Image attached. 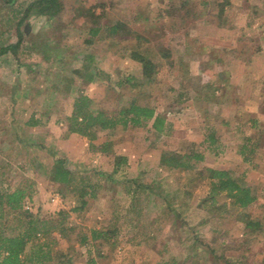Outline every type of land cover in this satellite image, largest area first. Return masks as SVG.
I'll list each match as a JSON object with an SVG mask.
<instances>
[{
	"label": "rangeland",
	"instance_id": "374dc122",
	"mask_svg": "<svg viewBox=\"0 0 264 264\" xmlns=\"http://www.w3.org/2000/svg\"><path fill=\"white\" fill-rule=\"evenodd\" d=\"M33 1L35 0H0V41L16 40L14 21L11 28L5 27L2 23L8 14L11 17L13 12L18 15L23 7ZM60 1L63 5L62 10L50 16L39 13L36 5H33L21 26L22 29L24 27L26 29L21 35L23 39L30 40L38 36L41 39L46 38L50 41L46 48L21 55L19 59L13 57L11 53L0 54V183L2 186L13 187L20 183H29L32 194L30 198H25L23 206L43 218H50L58 209L69 208L73 204V196L63 189V185L48 179V173L44 168L51 161V157L44 148L40 149L37 146L38 143H51L57 155L81 166L94 167L105 172L112 169V151L126 154L128 163L123 166V171L117 172V174L121 173L119 176L121 183L107 184V187L101 188L96 198L91 199L83 210L70 211L67 224L71 227V232L68 236L63 237L55 232L52 235L55 240L48 239V242L52 243L53 250L64 251L66 247H71L70 245L74 247L69 250L73 253V260L69 264H90L88 262L90 256L95 258L94 264H154L161 259L173 257H176L177 264H211L208 257L211 253L205 241L215 247L216 253L223 251L226 256L234 257L245 251L250 264H261L264 253V229L253 235L244 232L243 223L235 217L239 207L232 204L230 199L225 201L223 210L215 217L205 215L196 200L193 201L185 210L189 213L188 221L194 225L193 233L182 231L176 233V236L172 235V231H168V220L162 230L161 239L153 245L146 243L141 234L131 237L136 231V228H132L129 224L132 213H124L123 210L121 219H126L127 224L116 232L115 236L101 237L95 241L78 244L81 232L89 233L90 228L100 227L101 223L108 222L110 218L114 220L111 217L113 210L126 208L132 203L131 197L124 189L129 185L125 178L136 175L143 181L171 183L173 180L174 182L173 175L162 170L158 165L160 151L164 146H186L193 138H198L195 134L197 123L201 125L206 121L202 120L204 115L215 124L219 136L218 153L207 152L205 162L209 165L226 166L238 172L244 170L246 173L243 183L252 186L257 195L256 202L248 209L254 215H264V100L260 97L254 99L256 102L261 100L259 102H262V106L258 107L259 111L252 112H258L260 117L258 120L254 117L255 122L251 126L247 120L248 117H252L250 112H246L244 120L240 121L232 118L233 113L228 112L227 106L222 105L220 110L217 108L216 105H220L221 98H218V95L214 97L208 95L213 91V86H209L206 93L207 102L195 103L194 109L198 117L195 112L186 111V100H180L179 92L175 91L190 86V81L175 73L178 67L173 65L172 52H168L173 42L171 28L178 29L174 31L178 35L186 32V37H191L192 34L213 36L210 33L212 26L206 25L216 20L214 15L217 14V7L216 4L210 5L211 0H187L186 3L185 0H181L182 2L171 0V3L180 2L182 5L173 7V19L164 20V26L170 29L169 33L160 31L156 22L143 31L141 25L133 20L135 9L146 6L150 8L153 5L155 7L160 0ZM100 1L104 4L105 16L108 19L118 21L123 29L130 30L131 35L127 39L116 42L113 38H107L103 30L98 33L93 43L83 42L85 24L91 20L90 7ZM146 1L147 4L144 6ZM229 1L231 4L225 6L228 14L223 18V22L233 24V15H237L235 10L240 8L247 14L251 13L250 15L257 9L261 10L263 14L255 17L251 22L260 26L264 23V0ZM99 9L100 6L96 11ZM224 14L225 11L222 16ZM177 15L182 17L179 18ZM222 16L218 19L220 20ZM202 18L206 24L201 22ZM238 22H248V16L245 14L239 19L235 17V24ZM202 25L207 27L202 28ZM187 27L192 28L190 34L186 31ZM5 28L8 30L5 31ZM253 35L255 36V33H246V36ZM67 47L71 49L70 51H73V47L80 48L77 57L70 63L61 60V55ZM132 48L143 53H146L147 48L151 49L150 57L155 63V69L149 76L141 73V64L138 61L126 55ZM245 52L247 53L245 55H249L252 60L250 50ZM89 53L93 54V60L83 56ZM198 60L202 62L200 57ZM89 65L95 70L92 80L82 83V78H79L77 73L73 78L72 69L80 67L79 74L85 75ZM251 65L256 72L264 73L263 50L260 55L258 51L255 52ZM192 70L199 71V65ZM211 71L207 73L210 74ZM69 76L76 85L80 82L82 92L92 99L91 106L113 113L119 106L126 105L130 101L154 105L157 112L164 113L172 121L174 129L171 134L163 135L147 130L143 126L130 125L128 129H123L121 125H117L111 132H101L95 140L96 144L109 141L107 151L98 150L96 146L89 144L85 136L76 132L64 138L66 119L62 117V112L69 113L72 103V96L66 89ZM215 77H210L206 82H214ZM58 78H62L63 82L54 83L53 81H58ZM215 82L220 83L219 80ZM13 85L16 89L13 94L15 98L10 96ZM216 99L219 104H214ZM31 112L39 116L42 122L38 125L24 126L23 136L28 135L31 140L28 146L19 139V129L14 124L22 125ZM225 119L228 122L224 123ZM248 135L256 138L255 151L250 152L249 159L245 160L240 146ZM197 184L194 192L199 197L203 195L202 190L206 187L202 181ZM168 193L171 201H175L171 191ZM138 202L141 205L146 204L142 196ZM146 208L147 206L144 209ZM4 214L10 220L9 225L5 224L7 232L20 231L17 213L4 212ZM142 217L140 216L142 224L149 222L148 218L146 220ZM204 217H206L205 221L199 224L198 221ZM113 222L116 223V220ZM2 229V220H0V231ZM194 233L200 235L201 243L198 244L194 239ZM162 242L167 244L165 250H162ZM28 252L30 253V250ZM53 262L60 263L57 258L53 259ZM25 264L36 263L26 261Z\"/></svg>",
	"mask_w": 264,
	"mask_h": 264
},
{
	"label": "trees",
	"instance_id": "16d2710c",
	"mask_svg": "<svg viewBox=\"0 0 264 264\" xmlns=\"http://www.w3.org/2000/svg\"><path fill=\"white\" fill-rule=\"evenodd\" d=\"M185 3L183 2V4ZM213 4H216V17L218 18L225 11L226 4L229 5L231 3L229 0H211L210 5ZM33 5H36L39 13L48 16L58 13L62 10L63 6L60 0H35L23 7L18 15L15 12H13L12 17L8 14L2 24L7 28H11L14 21L13 26H15L17 38L15 41H0V54L11 53L13 57L19 59L21 55L35 53L48 46V42L50 41L46 38L41 39L38 36L37 38L28 40L23 39L21 36L26 30L25 27L21 28L23 20ZM99 6L101 9L96 11V8ZM103 6V3L98 2L90 7L91 20L85 24L84 43H93L98 33L103 30L107 38H113L116 42L127 39L131 35L129 34L130 30L123 29L120 22L110 20L105 16ZM4 30L8 29L5 28ZM70 50L67 47L62 53V61L70 63L77 57L80 48L73 47V51ZM146 50V53H143L132 48L129 49L126 55L138 61L141 64V73L144 76H149L155 69V63L150 57L151 49L147 48ZM83 56L89 60H93L94 58L93 54L90 53ZM93 68L90 66L85 71V75L79 74L81 71L80 67L74 68L71 70L73 78H75L77 73L78 77L82 78V83L90 81L95 75ZM73 78L70 77L69 82L67 81L66 83L67 92L72 96V103L69 113L62 112V117L66 119V128L63 131L64 138L76 132L85 136L89 144L96 146L98 150L107 151L109 141L96 144L95 140L101 132H111L117 125H121L123 129H128L130 125L143 126L147 130L163 135L171 134L174 129L172 121L164 113L157 112L154 105L130 101L126 105L119 106L113 113H107L102 108L91 106V97L82 92L80 82H78V85L73 83ZM53 82L57 84L59 82L62 83L63 79L58 78V81L54 80ZM118 83L121 84V82ZM15 90V85H13L10 92L12 98H15L13 95ZM11 120L13 122V117ZM249 120L251 126H253L255 121L252 117ZM58 121H60L59 117ZM41 122L42 119L35 115L34 112H31L22 125L18 123L14 124L18 126L19 139L22 140L23 144L29 146V141H31L28 135L23 136L24 126L38 125ZM216 135V128L211 127L205 130V137L200 142L190 141L188 145L183 147H162L158 165L162 170L173 175L174 182L172 178L171 183L143 181L136 175L125 178V181L129 185L125 186L124 189L131 197L132 203L126 208H116L112 211L111 217L116 220V223L110 218L108 222L101 223L102 226L90 228L89 233L81 232L78 244L87 243L92 240L95 241L101 237L109 238L110 236H115L116 232H119L127 224L126 219H121L122 210L124 213H132L129 224L132 228H136V231L133 232L131 237L141 234L142 238L149 245H153L161 239L162 230L168 220V231L171 230L172 235L176 236V233L182 231H186L188 234L193 233L194 225L188 221L189 213L185 210L195 200L203 209L205 215L215 217L223 210L225 201L230 199L232 204L239 207L235 217L243 223L244 232L248 235H253L263 230L264 215H254L248 209L256 202L257 195L252 186L243 183L246 172L244 170L238 172L226 166L209 165L205 162L207 152L218 153ZM245 139L240 146V151L243 152L244 159L248 160V154L255 151L254 143L256 142V138L248 135ZM249 141L252 143L248 145ZM37 146L40 149L44 148L51 157V161L46 165L47 167L44 168L43 166L48 173V179L63 185V189L72 194L73 204L69 208L58 209L55 215L50 218H43L23 206L25 198H30L32 194L29 183H20L13 187H3L0 183V220H2L3 228L0 231V264H25L26 261L36 264H56L53 262V259L56 258L60 262L59 264L71 263L73 253H70L69 250L74 249V247L70 245L71 247H66L64 251L59 249L53 250L52 243H49L48 239L51 238L54 241L55 237H52V235L55 232L63 237L68 236V233L71 232V227L67 224L70 211L83 210L91 199L96 198L101 188L107 187V184L111 182L121 183L119 179L121 173L117 174V172L123 171V166L128 163L126 154L114 153L112 151V169L105 172L94 167L81 166L79 163L69 161L66 157L57 155L55 147L51 143H38ZM200 181L204 182L206 188L202 190L204 191L203 195L197 197L194 191L198 185L197 183ZM169 191H171L172 198L176 199L173 202L170 199ZM61 194L64 193L61 192ZM140 196L146 200L145 205H141L138 202ZM146 206L147 208L144 209ZM4 212L17 213V219L20 221V231L7 232L5 224L9 225L8 222L10 220L8 216L5 217ZM140 216L145 217L146 220L148 218L149 222L142 224L143 221L142 219L140 220ZM205 218H201L198 223L204 222ZM198 223L196 224L198 225ZM194 234V239L197 243H201L200 235ZM41 238L43 240L40 241ZM195 240L194 242H196ZM161 245L162 250H165L167 244L162 242ZM205 245L210 250L208 252L211 253L208 256L210 257L209 261L211 264H250L245 251H241L234 257L233 255L230 257L226 256L223 251L216 253L215 247L206 241ZM29 250L30 253L28 252ZM87 250L88 253L91 252L90 247ZM261 260V264L262 262L264 264V255ZM88 262L94 264L95 258L90 256ZM154 264H177V260L176 257L161 259Z\"/></svg>",
	"mask_w": 264,
	"mask_h": 264
},
{
	"label": "crops",
	"instance_id": "0c3cea01",
	"mask_svg": "<svg viewBox=\"0 0 264 264\" xmlns=\"http://www.w3.org/2000/svg\"><path fill=\"white\" fill-rule=\"evenodd\" d=\"M180 2L182 1L180 0ZM180 2L171 3V0H166L164 2L160 0V3L158 2L155 7L153 5V7L148 8V6H146V1L144 3L146 8H137L134 12L132 11L134 13L133 20L141 25L143 31H145L146 27L156 22L160 31L169 33L170 29L164 26V20L174 18L172 9L174 6L176 8L178 6L180 7L182 5V3L180 5ZM235 11L237 15H233V24L222 21L226 14H228L227 8L224 16H222L220 20L216 17V14L214 15L216 20L209 22V24L204 23L203 18L201 19L203 24L212 26V31L210 33H212L213 36L206 37L202 34H192L191 37H186V32L178 35L174 32L178 29L171 28L170 32H173V42L168 52H172L174 56L172 57L173 65L178 67L175 73L179 74V77H184L186 80L188 79L190 81V86L175 90L177 93L179 92V95L182 97L181 100H186L185 108L187 112H195V103L200 101L207 102L208 98L206 97H208V95H210V97L218 95V98L221 99L220 105H216L218 106L217 108L220 110L222 105L227 106L228 112L233 113V119L243 121L246 112L252 114L254 121L255 118L258 120V117H260L258 112H252L259 111L260 108L258 107H260V105L262 106V102H259L261 100L256 102L254 99L260 97L264 100V73L256 72L255 69L252 68L251 63L253 62V56H255L256 51H258L259 55L262 50L264 51V49H261L264 47V23L260 26L251 21H254L255 17H260L263 12L257 9L250 15L251 13L247 14L240 8H237ZM245 14L248 16V22H238L235 24V17L239 19L244 17ZM177 16L179 18L182 17V15ZM206 25H202L201 27H207ZM191 30L192 28L188 27L186 29L188 34L191 33ZM247 32L255 33V36H246ZM175 39H177V41ZM245 50H250L252 60H250L249 55H245L247 54ZM198 57L202 59V62L198 60ZM239 57H241V59ZM198 65L199 71L192 70V68L194 69V67H198ZM235 65H237L239 69H237ZM209 66L213 67L210 68ZM209 70H212L210 74L207 73ZM214 76H216L215 81L219 80L220 83L216 84L215 81L206 82L210 77ZM194 80L198 82L196 83ZM209 86H213V91L206 95L210 88ZM216 103L219 104L217 99L214 104ZM190 105H192V107H190ZM196 117H198L197 113ZM207 118L209 117L207 116ZM207 118L204 115L202 120L205 119L206 121L201 123V125L197 123L198 126L195 134L198 138H193L191 141H202L205 137V130L215 127V124L210 122ZM249 119L250 117L247 119L248 122H250ZM223 121L224 123L228 122L227 119ZM216 136L217 142L219 143L218 134Z\"/></svg>",
	"mask_w": 264,
	"mask_h": 264
}]
</instances>
